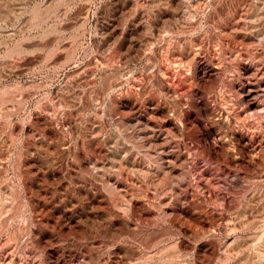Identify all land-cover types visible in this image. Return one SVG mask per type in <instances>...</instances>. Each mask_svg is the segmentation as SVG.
<instances>
[{
    "label": "rangeland",
    "instance_id": "1",
    "mask_svg": "<svg viewBox=\"0 0 264 264\" xmlns=\"http://www.w3.org/2000/svg\"><path fill=\"white\" fill-rule=\"evenodd\" d=\"M260 253L264 0H0V264Z\"/></svg>",
    "mask_w": 264,
    "mask_h": 264
},
{
    "label": "bare ground",
    "instance_id": "2",
    "mask_svg": "<svg viewBox=\"0 0 264 264\" xmlns=\"http://www.w3.org/2000/svg\"><path fill=\"white\" fill-rule=\"evenodd\" d=\"M98 170V169H97ZM225 247V246H224ZM263 254V253H262ZM261 253L258 254L257 259L259 260V264H264V256ZM256 259V261H257ZM257 263V262H256ZM254 264V263H253Z\"/></svg>",
    "mask_w": 264,
    "mask_h": 264
}]
</instances>
